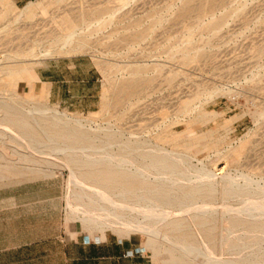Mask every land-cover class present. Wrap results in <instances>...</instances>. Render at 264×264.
Wrapping results in <instances>:
<instances>
[{
	"label": "rangeland",
	"instance_id": "rangeland-1",
	"mask_svg": "<svg viewBox=\"0 0 264 264\" xmlns=\"http://www.w3.org/2000/svg\"><path fill=\"white\" fill-rule=\"evenodd\" d=\"M32 2L31 13L22 16L27 3L15 6L11 0H0V101L12 105L0 111V249L10 253L19 245L40 243L56 247L59 241L54 237L61 232L70 246L80 239L85 245L99 244L105 237L130 241L151 264H191L180 255L179 246L202 243L215 258L201 264H264V197L260 193L264 191V0ZM68 33L78 34L72 35L75 42L58 50ZM51 47L57 49L53 56L31 58L33 52L40 54ZM60 58H66L65 64L67 58H82L79 73L98 78L93 98L59 105L47 98L43 87L39 90L35 73L46 61ZM11 95L14 100L7 99ZM16 99L23 104H16ZM41 105L85 121L82 131L85 135L89 130L90 137L82 133L79 139L66 128L31 126L37 129L33 134L29 127L24 130L7 120L15 111L18 116L19 111ZM230 118L234 119L227 123ZM5 126L13 133L27 130L28 136L5 135ZM209 131L202 153L196 154L197 139ZM35 140L40 143L34 147L40 150H28L26 144ZM41 142L52 145L44 147ZM130 142L147 143L144 152L151 149L149 145L160 144L188 157L189 177L168 176L184 190L193 180L201 185L216 177L213 192L195 194L184 203V210L173 205L147 207L144 204L153 201H138L133 192L145 197L150 192L144 189L169 190V184L158 182L167 170L149 168L147 179L140 181L118 177L113 165L109 170L99 169L100 164L94 165L96 170L82 165L86 156H98L101 151L122 157L127 150L123 145ZM97 145H103L102 150L91 148ZM11 150H19L18 158ZM71 166L79 169V179L104 193L92 195L70 183ZM106 193L118 206H108L101 195ZM192 201H198L197 205ZM162 209L174 216L171 213V218L160 222L155 214ZM115 214L127 225H110ZM133 226L157 229L161 235L127 229ZM162 235L167 239H161Z\"/></svg>",
	"mask_w": 264,
	"mask_h": 264
},
{
	"label": "bare ground",
	"instance_id": "bare-ground-1",
	"mask_svg": "<svg viewBox=\"0 0 264 264\" xmlns=\"http://www.w3.org/2000/svg\"><path fill=\"white\" fill-rule=\"evenodd\" d=\"M59 2H61V1H59ZM33 2L31 1V2H29V3H27V5L25 6V8L23 9V10H21V12H20V15H22V14H24V13H28V14H30L31 13V7L33 6ZM27 14V15H28ZM23 16V15H22ZM19 18H21V17H19ZM18 18V19H19ZM76 32V31H75ZM61 33H62V31H61ZM73 33V32H72ZM72 33H68V34H66L65 36H64V38H62V43H61V47H59L58 48V50H66V49H68V47H70L71 46V41L73 40H71V38H72V35H78V34H76V33H74V34H72ZM56 39V38H55ZM51 40V39H50ZM52 40H53V38H52ZM49 41V40H48ZM55 42H56V40H55ZM73 42H75L74 40H73ZM77 42V41H76ZM57 43H59V42H57ZM39 44V43H38ZM73 44V43H72ZM40 45V44H39ZM58 45V44H57ZM37 46V45H36ZM83 46V45H82ZM54 47H56L57 48V46H54ZM77 47V46H76ZM42 48V47H41ZM71 48H75V47H71ZM78 48V47H77ZM76 49V48H75ZM77 50V49H76ZM41 51V50H40ZM56 51H57V49H55V48H53V47H51L50 49L48 48V50H45L44 52H40V54H35L34 52H33V54H30L31 55V58L32 57H37V60H38V58L39 57H42L43 59L44 58H47V57H51V56H53L55 53H56ZM38 52V51H37ZM66 52V51H65ZM78 52V51H77ZM32 53V52H31ZM73 53V52H72ZM30 58V57H29ZM40 62V61H39ZM9 72V71H8ZM1 97V96H0ZM16 98V97H15ZM2 99H5V97H2ZM7 99L8 100H14L13 99V96L11 95V96H9V97H7ZM19 99V98H18ZM0 100H1V98H0ZM17 99H16V104H19V102L20 101H18V103H17ZM26 101V100H25ZM1 102V101H0ZM20 103H22V102H20ZM23 104V103H22ZM12 105L11 104H8V103H6V101H2L1 102V104H0V111L2 112L3 111V109L4 108H7L8 110L11 108L12 109V107H11ZM22 106V105H21ZM24 107V106H23ZM10 111H12V110H10ZM15 111V110H14ZM13 111V112H14ZM202 112H204V111H202ZM6 113V112H5ZM15 114H13L12 115V118H8L7 120L10 122V124H12L13 126H19L20 128H24V130L25 129H27V127H29L30 129H31V126H35V128H40V130L42 129V130H44V129H46V128H48V127H50V128H52L53 127V129H57V128H60V129H68V130H70L72 133H73V135H75L77 138H81V134L82 135H84V132L82 131L83 129H85L84 127H85V124H84V122H83V120H81V119H78V118H74V117H72V116H70V115H68V114H66V113H63V112H60V111H58V109H56V108H53V107H49V106H45V105H41V106H39V107H34V108H31V109H29V110H27L26 112H22V111H19L18 113V116H16L17 115V113H16V111L14 112ZM11 114V113H10ZM1 115V114H0ZM7 115V114H6ZM198 115V114H197ZM211 115V114H210ZM213 115L215 116V115H218L217 113H213ZM3 116V115H2ZM13 118L15 119V120H13ZM203 118V117H202ZM209 118V117H208ZM213 118V117H212ZM2 119V118H1ZM25 119H28V120H30L31 119V125L25 120ZM234 118H230V119H227V123L228 122H230V121H232ZM194 120H196V119H194ZM4 121V120H3ZM15 121H16V123H15ZM9 122H6L5 121V123H9ZM87 122V121H86ZM89 122V121H88ZM90 123V122H89ZM10 124H7L8 126H12V125H10ZM191 125V124H190ZM7 126V127H8ZM173 126V125H172ZM171 126V127H172ZM6 128V126L4 127V134L6 135L7 133H9V135H11L12 137H19L20 138V136H21V134L22 135H26V134H28V132H27V130H26V134H24V132L22 133L21 132V134L20 133H16V131L13 133V130H8V129H5ZM95 128V127H94ZM100 128H102V127H100ZM53 129H52V131H53ZM96 129V128H95ZM107 129V128H106ZM32 130V129H31ZM37 130V129H36ZM36 130L34 131V130H32V132L31 133H33V132H36ZM62 130V131H63ZM86 130V129H85ZM88 132H89V130H87ZM87 131L85 132L86 134H88V136L91 134H89V133H87ZM93 131V130H92ZM92 131H90V132H92ZM105 131V130H104ZM39 132V131H38ZM54 132H55V130H54ZM17 135H16V134ZM40 133V132H39ZM71 133V134H72ZM33 134H35V133H33ZM32 134V135H33ZM37 134V133H36ZM85 134V135H86ZM94 134V133H93ZM104 134V133H103ZM8 135V136H9ZM32 135H29V136H32ZM44 135V134H43ZM42 135V137L44 138L45 137V135L43 136ZM57 135V134H56ZM61 135H63V134H61ZM65 135V134H64ZM67 135V134H66ZM84 135V136H85ZM96 135V134H95ZM105 136H106V134H104ZM26 136H28V135H26ZM35 136V135H34ZM60 136V135H59ZM72 136V135H71ZM209 136H211V131H209V132H207L205 135H203L202 137H200V138H198L197 139V141H196V144H195V153L197 154H200V153H202V151H203V144L205 143V140L209 137ZM33 137V136H32ZM35 137H37V135L35 136ZM39 137V136H38ZM73 137V136H72ZM83 137V136H82ZM87 137V136H86ZM90 137V136H89ZM88 137V138H89ZM58 138V137H57ZM75 138V137H74ZM74 138H72V139H74ZM84 139H86L85 137H83ZM119 138V137H118ZM23 139V138H22ZM25 139H27L26 137H25ZM30 139V138H29ZM46 139H48V138H46ZM52 139V138H51ZM55 139V138H54ZM63 139H65L64 137H63ZM69 139H71V138H69ZM138 139V138H137ZM17 140V139H16ZM39 140V139H38ZM38 140L36 141H34V144L33 143H31L30 144V142L29 143H27L26 145H27V148H28V150L29 149H31V150H33V151H39L40 149V145L37 147L39 150H37L35 147H34V145H37L38 143H40V142H38ZM92 140V139H91ZM31 141V140H30ZM33 141V140H32ZM31 141V142H32ZM70 141V140H69ZM78 142L80 141V140H77ZM187 141V140H186ZM185 141V142H186ZM16 142V141H15ZM52 142V141H51ZM14 143V142H13ZM42 143V142H41ZM53 143V145H55L56 146V144H55V142L53 141L52 142ZM52 143H50V146L52 145ZM60 143V142H59ZM18 144V143H17ZM25 144V143H24ZM43 145H44V147L46 146V147H50V146H47L46 144H49V143H46V144H44V143H42ZM63 144V143H62ZM65 144H67V143H65ZM80 144V143H79ZM144 143H142V142H140V143H137V144H135V143H132V142H130L129 144H127V145H123L124 146V149H127V150H125V155H123L122 157H121V155H120V157H117V156H115L114 158H113V156L112 155H110V153H106V152H100L101 154L100 155H98V156H95V155H90V156H84L86 159V161L85 162H83L82 163V165L84 166V167H96V166H94V165H96V164H100L99 166V169H103V170H109L110 169V165H113V168H112V170H115V173L118 175V177H119V175L120 176H123V175H127L128 176V178H129V176H131L132 178L133 177H135V178H139L140 179V181H143L144 179H147V178H145V177H147V175H148V172H149V168H152V169H162L163 171L165 170H167V172H165V173H163L164 174V176H163V174L161 175L162 177H164L163 179H161V180H159L158 182L160 183V184H163V183H166V184H169L171 187H170V189L169 190H165V189H161V188H158V189H144V192L145 191H148V192H150V194L149 195H147V196H145V197H142V196H139L137 193L138 192H136L137 190H135L134 192H133V197L134 198H136V199H138V201H139V199L140 198H144V199H147V200H149V201H153V202H151V203H147V204H144L145 206H147V207H157L158 209H160V206H171V205H173L174 207L175 206H177V207H181L182 206V210H184V206H185V204L184 203H186V202H189V201H191L192 200V197H194V195L195 194H205V195H209V194H211L212 192H213V190H212V188H213V184H214V180L213 179H215V178H212V179H208V180H206V181H204L203 183H202V181H201V183L200 182H198V183H200L201 185H199V184H196L197 183V181H195V180H193L194 181V183H192L191 184V186L189 187V188H186L185 190L183 189V188H181L180 186V184H177L176 182H173V180L168 176V175H171L172 177H175L176 179L178 178V179H183V177L186 175V174H188V172H189V170H190V166H189V162H188V157H187V159H186V157H183V154L181 155L180 153H175L173 150H166L164 147H162L160 144L158 145V144H156V145H149L148 146V148H150V146H152L151 147V149L148 151V152H144L142 149L143 148H145L147 145V143L146 144H144ZM190 144V143H189ZM64 145V144H63ZM146 145V146H145ZM60 146H61V144H60ZM90 146V145H89ZM101 146H103V145H100V146H91V148H100ZM118 146V145H117ZM143 146H145V147H143ZM12 147V146H11ZM42 147V146H41ZM53 148H54V146H52ZM51 147V148H52ZM58 147H59V145H58ZM57 147V148H58ZM64 147V146H63ZM73 147V146H72ZM71 147V148H72ZM87 147V146H86ZM112 147V146H111ZM120 147V146H119ZM17 148V147H16ZM43 148V147H42ZM65 148H66V146H65ZM75 147H73V149H74ZM76 148L78 149L79 148V145H78V147L76 146ZM104 148V147H103ZM187 148H188V145H187ZM6 149L8 150V148L6 147ZM10 149V148H9ZM18 149V148H17ZM24 149H25V147H24ZM101 149V148H100ZM59 150V149H58ZM102 150V149H101ZM104 150V149H103ZM145 150V149H144ZM12 152L14 151V150H11ZM17 150H15L14 151V153L16 152ZM44 151V150H43ZM76 151V150H75ZM91 151V150H90ZM97 151H100V150H97ZM19 150L16 152L18 155H19ZM64 153L65 152H67V151H63ZM76 152H78V151H76ZM92 152V151H91ZM94 152V151H93ZM16 153H15V155H16ZM73 153V152H72ZM10 154V153H9ZM15 155H13V156H15ZM18 155H16L17 156V158H18ZM30 155V154H29ZM40 155V154H39ZM75 155V154H74ZM80 155H82V154H80ZM12 156V158H14ZM28 156V155H27ZM78 156V155H77ZM184 156H187V155H184ZM1 157V156H0ZM4 157V156H3ZM20 157H22V158H26V157H23V155H21ZM5 158V157H4ZM15 159V158H14ZM14 159H13V161H14ZM10 160V159H9ZM22 160V159H21ZM37 161V160H36ZM73 161V160H72ZM15 162V161H14ZM17 162V161H16ZM163 162V163H162ZM17 163H19V162H17ZM23 163H24V159H23ZM77 163V162H76ZM38 164V163H37ZM45 164V163H44ZM80 166V165H79ZM82 166V167H83ZM96 169H98L97 167L94 169V170H96ZM152 169H150V170H152ZM69 170H70V183H73V185H77V187L79 186V189L81 190V191H83V190H88V191H90L91 193H92V195L93 194H95V193H97V192H103V191H101V190H99L98 191V189H95L94 187H90V184H89V182H87V181H85V180H83V179H79L77 176H76V171H78L79 169H74V167L73 166H71V167H69ZM81 170V169H80ZM86 170V169H85ZM91 170V169H90ZM93 170V169H92ZM192 170H194V169H192ZM99 171V170H98ZM126 173V174H124V172ZM155 171V170H154ZM90 172V171H89ZM123 172V173H122ZM157 172V171H156ZM110 173V172H109ZM150 173V172H149ZM201 173V172H200ZM203 173V172H202ZM107 175V174H106ZM111 175V174H110ZM151 175V174H150ZM154 175V174H153ZM189 175V174H188ZM188 175H186V177L188 176ZM155 176V175H154ZM157 176H158V174H157ZM203 176V175H202ZM189 177V176H188ZM161 178V177H160ZM210 178V177H209ZM228 178V177H227ZM227 178L226 179H224V180H227ZM157 179V178H156ZM175 179V180H176ZM217 179V178H216ZM116 180V179H115ZM127 180H129V179H126L125 181H127ZM131 180V179H130ZM158 180V179H157ZM120 181V180H119ZM118 181V182H119ZM134 181H136V180H134ZM137 181H139L138 179H137ZM136 181V182H137ZM179 181H182V180H179ZM178 181V182H179ZM187 181H188V179H187ZM214 181V182H213ZM227 181H229L231 184H233L232 182V180L230 179H228ZM232 181V182H231ZM154 182V181H153ZM157 182V183H158ZM184 182H186V181H184ZM126 183V182H125ZM179 183H181V182H179ZM190 183V182H189ZM113 184V183H112ZM111 184V185H112ZM127 184V183H126ZM130 184V183H129ZM226 184V183H225ZM100 185V184H99ZM242 185V184H241ZM240 185V186H241ZM189 186V185H188ZM225 186V185H224ZM248 186V185H247ZM116 187V186H115ZM200 187H203L201 190H200ZM227 188V187H226ZM230 188V187H229ZM228 188V189H229ZM232 188V187H231ZM123 189V188H122ZM192 189V190H191ZM193 189H195L196 191H195V193H194V191H193ZM125 190V189H124ZM124 190H121V192L123 191L124 192ZM139 191H141V190H139ZM250 191V190H249ZM120 192V191H119ZM147 192V193H148ZM252 192V191H251ZM259 192V191H258ZM104 193V192H103ZM128 193V192H127ZM239 193V192H238ZM260 193L263 195V197H264V191L263 190H260ZM259 193V194H260ZM99 194V193H98ZM119 194H121V193H119ZM142 194V193H141ZM232 194H237V193H232ZM242 194V193H241ZM258 194V195H259ZM103 197H104V199L106 200V202H107V204H108V206H114V207H116V206H118V203H116L113 199V197H110V196H108L109 194H107L106 193V195H103V194H101ZM243 195V194H242ZM261 195V196H262ZM237 196V195H236ZM244 196V195H243ZM93 197V196H92ZM247 197H249V196H247ZM99 198H100V194H99ZM98 199V198H97ZM101 199V198H100ZM260 199V198H259ZM142 201V200H141ZM193 202V201H192ZM141 203V202H140ZM191 203V202H190ZM194 203V202H193ZM196 203H198V201L196 202ZM196 203H194V204H196ZM184 205V206H183ZM191 205H192V203H191ZM197 205V204H196ZM195 205V206H196ZM145 206H143L144 208H145ZM194 206V207H195ZM186 207H188V205L186 206ZM192 207V206H191ZM194 207H192V208H194ZM248 208V207H247ZM153 209V208H152ZM188 209H189V207H188ZM196 209V208H195ZM103 210V209H102ZM163 210V209H162ZM161 210V211H162ZM198 210V209H197ZM206 210V209H205ZM208 210V209H207ZM210 210V209H209ZM105 211V210H104ZM111 211V210H110ZM132 211V210H131ZM144 211L145 212H147L145 209H144ZM150 211V210H149ZM148 211V212H149ZM152 211H156V209L155 210H152ZM164 211V210H163ZM201 211V210H200ZM211 212H212V210H210ZM216 211V210H215ZM109 211L107 210V212L105 213V215L106 216H108V215H110V213H108ZM145 212H143L142 214L144 215H146L147 213H145ZM157 212H158V214H155L156 216L155 217H157L158 219L160 218V219H162V220H160V222L161 221H165L166 220V218L167 217H170L171 218V213L169 214V212H159L158 210H157ZM156 212V213H157ZM187 212V211H186ZM204 212V211H203ZM206 212H208V211H206ZM114 213V212H113ZM150 213V212H149ZM205 213V212H204ZM151 214H153V213H151ZM177 214V213H176ZM178 214H181V213H179L178 212ZM187 214V213H186ZM209 214V213H208ZM105 215H104V217H105ZM142 215V216H143ZM172 215H173V213H172ZM174 216V215H173ZM178 216V215H177ZM183 216V215H182ZM114 217H115V220L113 221V222H109L110 223V225H114V223H121V224H125V225H127V222H124V221H121V218L118 216V215H114ZM103 219H105V218H103ZM157 219V220H158ZM167 219H169V218H167ZM153 220V219H152ZM156 220V219H155ZM154 221V220H153ZM159 221V220H158ZM174 221H176V220H174ZM152 222V221H151ZM150 222V223H151ZM153 223V222H152ZM156 224L158 223V222H155ZM138 224H140V223H138ZM147 224V223H146ZM154 224V223H153ZM152 224V225H153ZM159 224V223H158ZM141 225H143V224H141ZM174 225V224H173ZM129 226V225H128ZM136 226H138V225H136ZM136 226H133V228H127V229H130V230H132V231H135V232H138V231H140V232H143V233H146V235H153V236H155V237H158V235H161V232H158V230H157V232H156V230L154 231L153 229H151L150 231H149V229L148 230H146V229H143V228H141V229H136V228H134V227H136ZM151 226V225H150ZM158 225H156L155 226V228L157 227ZM171 226V225H170ZM176 226V225H175ZM180 226V225H179ZM141 227V226H140ZM143 227V226H142ZM178 227V226H177ZM146 228H148V227H146ZM162 234H164V233H162ZM165 235V234H164ZM165 237V236H164ZM160 238H161V236H160ZM161 239H163V240H166V239H164L163 238V235H162V238ZM169 239H171V238H169ZM175 240V239H174ZM170 241V240H169ZM173 241V240H172ZM176 242V241H175ZM185 242V241H184ZM165 243H167V244H170V242H168V240L165 242ZM173 244V243H172ZM167 246H169V245H167ZM175 247L176 246V244L175 245H171V247ZM178 246V245H177ZM170 246H169V248H171ZM179 248H180V255H182V256H184L185 257V259H187L191 264H201L202 262H204V261H206L207 262V260L209 259V261H210V259H212V258H215V257H213V253L211 252V251H209V249H208V245H206V244H204V243H202V244H199L198 246H186V245H180L179 246ZM178 249V248H177ZM179 254V253H178ZM249 256V255H248ZM219 258V257H218ZM221 259V258H220ZM229 261V260H228ZM220 262V261H219ZM222 262H224V261H222ZM238 262V261H237ZM249 263V262H248ZM220 264V263H219ZM221 264H232V263H230V262H224V263H221ZM241 264H245V263H241Z\"/></svg>",
	"mask_w": 264,
	"mask_h": 264
},
{
	"label": "crops",
	"instance_id": "crops-1",
	"mask_svg": "<svg viewBox=\"0 0 264 264\" xmlns=\"http://www.w3.org/2000/svg\"><path fill=\"white\" fill-rule=\"evenodd\" d=\"M11 1L19 6L34 0ZM64 59H50L35 73L39 90L43 87L47 98L59 105L93 98L98 78L92 73H79L82 58H67V64ZM54 238L59 241V246H41L40 243L25 247L23 244L10 253L2 248L0 264H151L130 241L105 237L99 244L92 241L85 245V240L80 239L74 242L76 245L70 246L61 232Z\"/></svg>",
	"mask_w": 264,
	"mask_h": 264
}]
</instances>
